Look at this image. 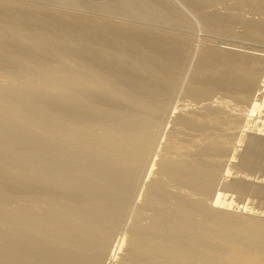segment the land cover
<instances>
[{
	"label": "bare ground",
	"instance_id": "1",
	"mask_svg": "<svg viewBox=\"0 0 264 264\" xmlns=\"http://www.w3.org/2000/svg\"><path fill=\"white\" fill-rule=\"evenodd\" d=\"M214 35L264 0H0V264H264V54Z\"/></svg>",
	"mask_w": 264,
	"mask_h": 264
},
{
	"label": "rangeland",
	"instance_id": "2",
	"mask_svg": "<svg viewBox=\"0 0 264 264\" xmlns=\"http://www.w3.org/2000/svg\"><path fill=\"white\" fill-rule=\"evenodd\" d=\"M247 16L249 15V14H246ZM250 16V15H249ZM200 28L199 27H197V28H195L194 29V32H193V35H194V37H195V39H200L201 37H204V33H203V30H199ZM196 31V32H195ZM201 35V36H200ZM206 35H207V33H206ZM205 35V36H206ZM210 37H212V36H210ZM210 37H208L209 39H211L212 40V43L214 42V43H216V45L217 46H220L221 45V47H226L227 45L230 47V48H235V49H240V50H245V49H247L248 51H258V52H261V53H263L264 54V45L261 43V44H259V43H255V41H247V40H244V39H241L240 37H226L225 38V36H213L212 38H210ZM216 38V39H215ZM214 40V41H213ZM230 40V41H229ZM216 41V42H215ZM226 42V43H225ZM213 43V44H214ZM231 45H230V44ZM227 44V45H226ZM244 44V45H243ZM258 45V46H257ZM227 46V47H228ZM246 46V47H245ZM250 46H251V48H250ZM242 49H241V48ZM249 47V48H248ZM253 48V49H252ZM255 48L256 49H263L262 51L261 50H255ZM250 49V50H249ZM181 93V92H180ZM179 93V94H180ZM178 93L176 94V96H175V99H176V101H174V103H177L178 104V102L179 101H181V103H184L183 101H185L186 99H183L184 97H180V96H182V93L179 95ZM179 95V97H177ZM177 98H179V100L177 99ZM174 99V100H175ZM177 100H178V102H177ZM192 102H194V101H191V103ZM187 105L188 104H191L190 103V101L189 100H186V102H185ZM193 104H196V103H192V105ZM189 106V105H188ZM190 107H191V105H190ZM193 107V106H192ZM168 126V125H167ZM167 126H166V128H167ZM240 135H241V132L239 133V138H240ZM238 138V139H239ZM237 139V140H238ZM238 142V141H237ZM239 149L240 148H242L241 146L240 147H238ZM241 150V149H240ZM233 151H235V149H233ZM233 151H232V153H233ZM234 154V153H233ZM233 154H231V156H233ZM230 156V157H231ZM237 160H238V158H236ZM236 159H234V160H236ZM233 160V159H232ZM233 160V161H234ZM236 162V161H235ZM227 166H229L228 164L226 165V167ZM225 167V169H224V173L226 172V169L228 170V167L226 168ZM263 169V170H262ZM234 169H231L230 171H233ZM258 170V171H257ZM230 174V176H228V177H233V176H235L236 174L235 173H232V172H230L229 173ZM251 174H253V176L251 175ZM251 174H247V175H249V176H246L245 175V177H247V178H249V179H254V178H258L257 180H259V181H262V179H263V175H264V166L263 167H259V169H256V171L255 172H253V173H251ZM242 175V174H241ZM251 177V178H250ZM256 179H254L255 181H256ZM264 180V179H263ZM264 182V181H263ZM229 194V193H228ZM232 196H233V194H232ZM244 197H241V198H239L238 200H237V203L239 204V202H240V206L239 207H242L243 205H246L247 207L246 208H244V210H248L249 212H255L256 214H259V215H261V216H263L264 217V200H260V202H259V199L258 198H253V203H250V200H247V199H251V198H249L248 197V195H246L247 196V198H246V196L245 195H243ZM243 201L244 200V202H241V201ZM248 202H247V201ZM245 201L247 202V204H244L245 203ZM237 204V205H238ZM248 207H250L251 209H247ZM246 212V211H245ZM263 213V214H262ZM109 264H111V261H109Z\"/></svg>",
	"mask_w": 264,
	"mask_h": 264
}]
</instances>
